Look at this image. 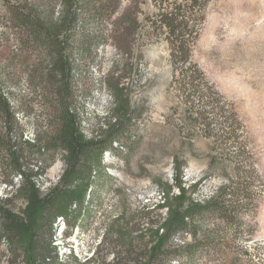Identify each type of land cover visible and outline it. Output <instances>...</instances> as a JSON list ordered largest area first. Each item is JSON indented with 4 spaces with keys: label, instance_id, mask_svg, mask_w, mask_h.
Here are the masks:
<instances>
[{
    "label": "rangeland",
    "instance_id": "1",
    "mask_svg": "<svg viewBox=\"0 0 264 264\" xmlns=\"http://www.w3.org/2000/svg\"><path fill=\"white\" fill-rule=\"evenodd\" d=\"M101 2H110L113 11L110 19L92 25L91 57L85 59L91 92L85 98L78 92V100L86 106L80 110L86 118L84 126L91 128L104 123L103 117L115 107L118 115L131 114L136 143L117 145L115 153L104 152L102 174L90 185L79 226L72 230L62 220L54 224L56 264H96V256L110 260L120 247L155 242L161 219L179 204L186 207L208 200L233 180L246 195L237 206L241 207L238 216L252 225L249 240L233 235V227L225 221L209 219L204 226L211 233L226 234L228 243L215 259L195 264H264V0H210L192 51L193 60L240 120L237 135L229 142L216 136L220 134L218 123L226 125L224 115L230 116L228 112H221L218 122L209 125L213 135L206 136L200 120L193 121L196 115L183 95L170 86L173 70L166 42L146 39L145 19L157 12L154 0ZM5 10L0 0V88L10 91L23 136L31 139L32 118L40 114L41 106L34 99L33 113L27 117H22L18 108L28 98L24 89L31 79L34 55L15 43ZM133 19L134 61L128 57L126 27ZM113 21L118 30L111 31ZM76 58L80 64L81 58ZM115 84L120 87L117 104L111 103ZM30 87L33 90L32 84ZM63 152L52 146L34 149L35 159L45 167L38 177L41 190L59 181L66 165ZM12 181V186L0 182L1 198L10 197L8 191L19 185L18 177ZM25 205L26 199L18 195L9 206L23 215Z\"/></svg>",
    "mask_w": 264,
    "mask_h": 264
},
{
    "label": "trees",
    "instance_id": "2",
    "mask_svg": "<svg viewBox=\"0 0 264 264\" xmlns=\"http://www.w3.org/2000/svg\"><path fill=\"white\" fill-rule=\"evenodd\" d=\"M101 1L2 0L16 35L15 43L20 49H30L34 55L28 91L24 89L29 106L24 102L18 109L22 117L29 116L35 99L41 110L32 118L35 121L33 138H24L22 121L9 97L10 91L0 88V173L3 175L0 182L12 186L13 177L20 181L15 189L8 191L10 197H0V264L59 263L53 240L54 224L62 220L72 230L79 226L90 185L102 174L104 152L115 153L119 149L117 145L130 147L136 143L131 114L118 115L115 107L103 117L104 123L91 128L84 126L86 118L80 110L86 106L78 100V92L84 98L91 92L85 59L91 57L92 25L101 19H110L113 11L110 2ZM154 3L157 12L145 19L146 39L152 41L154 37L166 42L173 70L170 86L174 85L183 95L190 112L196 115L193 121L200 120L206 136L213 135L209 125L218 122L221 112H228L230 116L224 115L226 125L218 123L220 134L216 136L229 142L237 135L240 120L192 55L210 0H154ZM134 23L135 19L126 23L128 57L133 61L136 59L131 49ZM114 24L117 22L113 21L111 31L118 30ZM76 55L81 58L80 64L76 62ZM119 89L115 84L111 94L113 104H117ZM112 117L114 121L109 119ZM49 146L64 150L66 165L57 184L41 190L38 177L45 167L35 159L34 149L40 151ZM236 183L233 180L224 184L203 202H191L186 207L179 204L160 218L163 223L155 229V242H142L141 247H120L119 253L110 260L96 256V264H195L215 259V254L228 243V236L209 232L205 227L209 219L225 221L233 227V235L249 240L247 234L250 235L252 225L238 216L241 207L237 206L246 195L243 189H237ZM18 195L26 199L23 215L9 206Z\"/></svg>",
    "mask_w": 264,
    "mask_h": 264
}]
</instances>
